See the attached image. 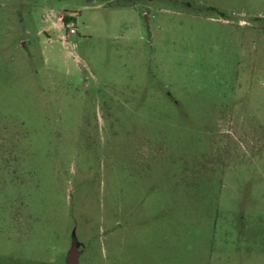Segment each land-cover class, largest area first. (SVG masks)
I'll list each match as a JSON object with an SVG mask.
<instances>
[{
    "label": "rangeland",
    "instance_id": "obj_1",
    "mask_svg": "<svg viewBox=\"0 0 264 264\" xmlns=\"http://www.w3.org/2000/svg\"><path fill=\"white\" fill-rule=\"evenodd\" d=\"M75 241L264 264V0H0V264Z\"/></svg>",
    "mask_w": 264,
    "mask_h": 264
},
{
    "label": "water",
    "instance_id": "obj_2",
    "mask_svg": "<svg viewBox=\"0 0 264 264\" xmlns=\"http://www.w3.org/2000/svg\"><path fill=\"white\" fill-rule=\"evenodd\" d=\"M75 247H76V241L74 242V245H73L72 250H71V256H70V263L71 264H77L76 261L73 259L76 256Z\"/></svg>",
    "mask_w": 264,
    "mask_h": 264
},
{
    "label": "built area",
    "instance_id": "obj_3",
    "mask_svg": "<svg viewBox=\"0 0 264 264\" xmlns=\"http://www.w3.org/2000/svg\"><path fill=\"white\" fill-rule=\"evenodd\" d=\"M66 26L69 27L70 32H72V33H75L76 32L75 24H72V23L69 22V23L66 24Z\"/></svg>",
    "mask_w": 264,
    "mask_h": 264
},
{
    "label": "trees",
    "instance_id": "obj_4",
    "mask_svg": "<svg viewBox=\"0 0 264 264\" xmlns=\"http://www.w3.org/2000/svg\"><path fill=\"white\" fill-rule=\"evenodd\" d=\"M63 20H64V23L67 24L70 22L71 18H69L68 16H65Z\"/></svg>",
    "mask_w": 264,
    "mask_h": 264
}]
</instances>
